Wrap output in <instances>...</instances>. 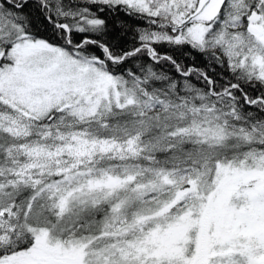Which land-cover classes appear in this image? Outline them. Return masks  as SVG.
Wrapping results in <instances>:
<instances>
[{
    "label": "snow or ice",
    "instance_id": "6c2138e0",
    "mask_svg": "<svg viewBox=\"0 0 264 264\" xmlns=\"http://www.w3.org/2000/svg\"><path fill=\"white\" fill-rule=\"evenodd\" d=\"M0 264H264V0H0Z\"/></svg>",
    "mask_w": 264,
    "mask_h": 264
},
{
    "label": "trees",
    "instance_id": "16d2710c",
    "mask_svg": "<svg viewBox=\"0 0 264 264\" xmlns=\"http://www.w3.org/2000/svg\"><path fill=\"white\" fill-rule=\"evenodd\" d=\"M33 15H34L33 27L42 32L44 30V28L46 27L45 22L43 21V18L40 17L39 14L35 13V12L33 13ZM107 19L109 21V28L112 30L111 31V36L117 38L119 43L122 46L130 47L132 45V43H133L131 33H129L126 36L120 35L119 29H117L115 27V24L117 23V21L111 16L107 17ZM126 19H127L126 17L121 15V17H120L121 21H124ZM129 23H133V22L129 21ZM158 50L161 53L167 52L169 54H172V55L176 56L179 59V55L177 53L171 52V50L167 46H159ZM143 59L147 60V57H144ZM184 62L186 64H191L193 61H192V59L190 57H185L184 58ZM196 66L203 67L204 66V62L199 60V59H197L196 60ZM157 67H159V66H157ZM165 70L168 71V72H171L173 75H175L171 65H167ZM210 74H213V73L210 72Z\"/></svg>",
    "mask_w": 264,
    "mask_h": 264
}]
</instances>
